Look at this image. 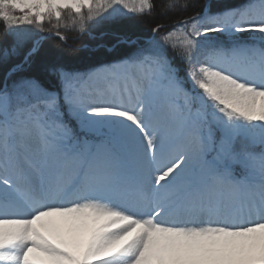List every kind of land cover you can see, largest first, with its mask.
<instances>
[{"label": "snow or ice", "instance_id": "obj_1", "mask_svg": "<svg viewBox=\"0 0 264 264\" xmlns=\"http://www.w3.org/2000/svg\"><path fill=\"white\" fill-rule=\"evenodd\" d=\"M156 7L0 0V264H264V0L206 4L143 43L114 34L133 50L83 73L48 66L58 88L19 75L61 28Z\"/></svg>", "mask_w": 264, "mask_h": 264}, {"label": "trees", "instance_id": "obj_2", "mask_svg": "<svg viewBox=\"0 0 264 264\" xmlns=\"http://www.w3.org/2000/svg\"><path fill=\"white\" fill-rule=\"evenodd\" d=\"M249 0H212L211 13L222 12L228 8H234L241 4L247 3ZM157 7L151 16L134 17L131 20L121 21L117 24L105 23L99 27L93 28L91 24L87 25L88 32L80 34L77 30L60 29V32L68 35L66 42L53 37L44 39L41 44V54L30 65H25L23 71L19 73L25 77L38 78L45 87L58 88L59 82L55 76L47 70V67L53 64H62L66 68L76 72H86L91 68L99 65L100 62H111L114 59L122 58L126 53H130L133 49L128 46H117L108 49L114 42L115 35H126L128 37H137L139 42H143L141 37L151 34V29L156 24H164L162 31H167L176 21L192 16L196 13H202L205 6V0H175L177 4H188L186 10L177 8L174 11L167 12V15H161V5L168 3V0H154ZM50 25L45 22V29ZM34 30V26L31 29ZM105 35L103 38L101 34ZM41 35L43 33H36ZM115 34V35H114ZM245 40L251 37L245 35ZM217 39L223 41L226 39L224 34L217 36ZM101 43L103 46H95ZM12 44V36L8 35L3 24H0V48L10 47ZM88 44V45H86ZM169 57L172 59L173 66L179 69V75L186 81L185 87L190 88L191 84L187 80L185 65L175 56L169 49ZM19 57H12L9 65L19 63ZM7 65L0 67V82L6 77ZM11 81H9L10 83Z\"/></svg>", "mask_w": 264, "mask_h": 264}]
</instances>
